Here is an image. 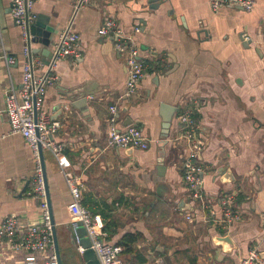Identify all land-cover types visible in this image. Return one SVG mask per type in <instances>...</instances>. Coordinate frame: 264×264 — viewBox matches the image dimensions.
<instances>
[{
	"label": "crops",
	"instance_id": "obj_1",
	"mask_svg": "<svg viewBox=\"0 0 264 264\" xmlns=\"http://www.w3.org/2000/svg\"><path fill=\"white\" fill-rule=\"evenodd\" d=\"M211 1L90 0L75 12L74 0H38L32 9L58 29L55 43L68 27L81 37L77 57L51 68L45 46L35 42L33 60L37 75L54 78L42 110L62 125L54 140L65 146L66 169L82 180L83 205L101 217L107 242L142 235L121 264H240L254 248L264 254V0H253L251 11L227 6L217 13ZM108 18L127 35L141 26L146 67L132 98L124 96L126 55L113 38L98 35ZM25 45L10 1L0 0V225L13 215L32 222L42 216L41 201L31 194L36 159L21 135L10 134L5 113V93L22 87ZM113 105L120 128L136 126L151 140L147 150L108 147ZM184 110L194 113L204 137L198 161L206 209L186 189L183 146L163 142V116L175 112L169 140ZM44 160L62 263L86 264L61 167L50 151ZM233 192L239 220L224 228L214 220H222L221 200ZM189 205L194 212L182 210ZM25 258L0 246V264H28Z\"/></svg>",
	"mask_w": 264,
	"mask_h": 264
},
{
	"label": "built area",
	"instance_id": "obj_2",
	"mask_svg": "<svg viewBox=\"0 0 264 264\" xmlns=\"http://www.w3.org/2000/svg\"><path fill=\"white\" fill-rule=\"evenodd\" d=\"M11 14L16 25L22 29L26 45L24 54L29 58L23 69L22 87L19 91L9 90L5 93V113L11 127L10 134L21 135L31 148L36 159L34 176L32 179V196L41 201V219L39 221H26L22 217L9 216L0 225V246L6 245L13 253H26L25 262L37 264H58L55 254L51 215L47 202L44 184L43 170L40 162L39 149L50 151L61 167V173L71 194L72 201L69 205L71 224L76 229L82 225L86 229L87 237L91 242V249L97 255L100 264H121L120 257L124 251L121 245L106 241L104 225L100 216H94L83 205V183L80 177L66 169L64 163L65 146L54 140L55 134L62 127L59 121H52L43 113V103L46 88L54 81L49 76H39L36 73V62L30 58L28 46L27 24L35 23L37 16L32 13L38 0H9ZM90 0H74V11L77 12ZM238 6L246 11L254 7L253 0H212L211 8L214 13L227 6ZM141 33V26L134 29L133 34L127 35L114 18L104 21L98 30L100 37H111L119 53L126 55L127 83L125 97H134L145 75V61L140 55V45L137 36ZM81 37L74 33L71 27L62 31L54 50L57 60L68 56H78ZM10 64L13 58H8ZM40 65V64H38ZM118 111L116 105L110 107L109 128L107 132V145L110 148L130 149L145 151L149 148L151 140L142 129L136 126L120 128L118 124ZM37 113V118H36ZM177 131L170 143L183 146L182 167L183 179L186 189L190 194L192 203L209 208L210 204L204 194L203 169L199 165L198 158L204 147V137L201 135V127L191 110H184L177 117ZM2 137H0L1 139ZM236 192L224 195L221 200L223 218L215 219L222 227L228 228L233 220H239L235 211ZM196 209V207H195ZM194 209V210H195ZM211 211L212 216L214 211ZM192 221V214L187 216ZM76 244L81 254L85 249L76 239ZM261 251L258 248L250 250L249 255L240 264H261ZM158 264H167L163 261Z\"/></svg>",
	"mask_w": 264,
	"mask_h": 264
},
{
	"label": "water",
	"instance_id": "obj_3",
	"mask_svg": "<svg viewBox=\"0 0 264 264\" xmlns=\"http://www.w3.org/2000/svg\"><path fill=\"white\" fill-rule=\"evenodd\" d=\"M234 7H238L237 5ZM241 8V7H238ZM27 33H28V46L30 49V58H33V55L35 52L32 50V44L35 42H41L45 46V50L43 51L46 55L48 61H46V65L51 67L56 63L57 61V54L55 53V50L51 49L55 47L54 42V36L58 34V29H56L54 26H51L49 21L45 19L42 16H39L35 23L33 24H27ZM48 76V75H47ZM175 113V112H174ZM174 113H169L165 116H163L164 119V125H163V139L164 143H168L169 138V131L172 124V120L174 117ZM37 118V113H36ZM39 156H40V162L43 170V176H44V184L46 189V195H47V202L49 206V211L51 215V223H52V231H53V239H54V246H55V254L57 257L58 264H63L61 255H60V248H59V242H58V234L56 229V224L54 220V214L52 209V203H51V197H50V191H49V185H48V177L46 172V166H45V160H44V150L40 147L39 149ZM164 168V166L162 167ZM186 206V205H185ZM182 209L181 207H179ZM182 210H187L189 212H194V209L191 207V205L187 206V208H184ZM68 233L70 235L73 233V230L68 228ZM75 240L79 239V244L85 249V252L83 254V258L86 262V264H100L97 255L93 249H91V242L89 238L87 237L86 229L79 225L76 229H74ZM221 240L225 242H230V239L223 237ZM76 242V241H75ZM76 244V243H75ZM261 257L264 258V254H261Z\"/></svg>",
	"mask_w": 264,
	"mask_h": 264
},
{
	"label": "trees",
	"instance_id": "obj_4",
	"mask_svg": "<svg viewBox=\"0 0 264 264\" xmlns=\"http://www.w3.org/2000/svg\"><path fill=\"white\" fill-rule=\"evenodd\" d=\"M142 238V235L139 233H129L127 235H125L123 237V239L121 241L118 242L117 245H121L125 250L131 251V246L137 242L138 240H140ZM130 249V250H129ZM123 251V252H124Z\"/></svg>",
	"mask_w": 264,
	"mask_h": 264
}]
</instances>
